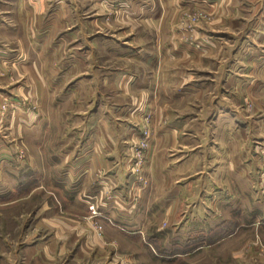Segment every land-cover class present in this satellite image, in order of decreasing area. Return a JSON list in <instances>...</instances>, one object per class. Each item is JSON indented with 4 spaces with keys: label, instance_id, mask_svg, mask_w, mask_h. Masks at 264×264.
<instances>
[{
    "label": "rangeland",
    "instance_id": "1",
    "mask_svg": "<svg viewBox=\"0 0 264 264\" xmlns=\"http://www.w3.org/2000/svg\"><path fill=\"white\" fill-rule=\"evenodd\" d=\"M4 1L0 11L8 15L6 21L17 26L14 33L19 34L6 29L4 47L0 43V264H264V81L224 80L231 59L238 60L243 53L240 45L252 27L251 11L256 3ZM30 11H35V37L32 45L20 47L19 43L32 41L24 29L29 28ZM25 64L30 65L31 73L47 79L50 105L57 104V94L63 93L65 112L79 111L85 116L96 112L95 116L103 117V111L111 109L110 119L118 117L116 121L122 123L119 133L128 137L124 147L117 144L125 157L130 189L127 203L133 208L114 215L103 210L114 205L119 194L116 185L99 173H90V184L98 193L88 198L86 213L72 209L71 203L64 204L72 197L57 190L42 188L30 194L27 180L16 187L21 178H13V171L27 174L37 165L45 172L53 164L44 159L28 160L29 153L40 151L18 137L16 125L8 122L11 116H26L45 101L35 98ZM141 76L149 80L150 87L139 90L131 86L136 99H124L127 81L131 78L132 84ZM173 77L181 92L180 114L198 117L197 138L244 139L241 153L246 176L235 184L242 193H231L236 179L209 173L208 178H198L193 188H182L180 194H173L166 183L153 184V159L158 153L156 122L169 104L160 93L162 81L170 83ZM189 83L196 87L192 96L187 92ZM225 90L231 93L227 96ZM219 100L223 103L218 104ZM121 106L130 108L115 114V107ZM225 107L242 112L237 130H228L231 126L225 127V119L215 116ZM62 117L65 115L54 112L51 122L59 123ZM79 123L81 130L94 132L96 124L88 120ZM110 127L106 123L96 129L102 143L96 148H109L102 141L105 132L106 136L112 132ZM73 129L71 125L54 129L51 136L60 139L59 133L67 132L69 137ZM92 135L91 142L95 139ZM220 145L204 147L202 158L208 159L211 170L221 162L224 150H220L225 146ZM89 148L90 144L79 147L80 151ZM61 149L56 147L58 152ZM230 197L241 201L238 208L226 204ZM189 201L195 203L194 209L189 210ZM47 203L50 208H45ZM92 204L95 212L90 209ZM184 213L189 220H182ZM45 216L53 220L46 222ZM116 217H126L128 223L119 224ZM51 241L55 252L49 259L41 248ZM185 250L192 251L172 257L173 252Z\"/></svg>",
    "mask_w": 264,
    "mask_h": 264
},
{
    "label": "crops",
    "instance_id": "2",
    "mask_svg": "<svg viewBox=\"0 0 264 264\" xmlns=\"http://www.w3.org/2000/svg\"><path fill=\"white\" fill-rule=\"evenodd\" d=\"M211 1L219 2L222 0ZM253 1L256 3L254 5V9L251 11L253 14L251 18H254V20L251 24L252 27L249 33H246L242 38V43L240 46L242 47L241 50L243 51V53L239 54L238 60L231 59L228 67L230 66V64L232 65V67L230 69H227V73H224L226 75L224 79L225 81L229 80L231 77H234V79L237 81L253 82L258 78V80L264 81V0ZM0 4H6V1L0 0ZM34 12L35 11H32V13L31 11L27 12V18L30 19V25H27L29 27L28 29L24 27V29L26 30V34H30L32 36V38H28L32 41H24V45L23 43H19L20 47H26L25 45L27 43L31 45L33 44V40L35 37L34 31L36 30L35 21H32L35 18ZM16 14L18 18H21L20 13ZM7 16L5 13L0 11V39H3V43L1 42V40L0 43L2 46L3 44H5L4 37L5 33L7 32L6 29L9 30L8 32H11L12 29L14 35L19 34L18 32L14 33L17 29V26L10 23L8 24V22L6 21ZM216 44V42L214 44L212 43V46ZM29 67V64L23 65V69L28 75V81L31 82V89L34 91L35 98L40 97L45 99V101H43L44 104L42 102V106L33 111H28L26 116L19 118H13L11 116V119H9L10 121L8 122L16 125V132L18 133V137H21L25 140L27 139L30 145H33L36 150L40 151L41 154L29 153L28 160L36 162L40 160L42 162L44 159L45 161L53 162V164H49V169L45 172L39 170V167L37 165L35 167H32L33 170H29L27 174L24 172L15 173V171H13V178H21V181L20 179L19 181L17 180L16 187H22V185L26 183L24 180H27V183H30L31 185L28 192L30 194L42 188H45L47 192L51 190H57L59 194H64L66 196L69 195L70 197H72L71 201H68L67 203L64 202V204L71 203V205H69L72 206V209L79 210V213H86V202H90L88 198H92L96 193H98L96 190H94L92 184H90L89 179L92 174L99 173L101 177L104 175V178L110 179L114 183V185H116L117 190H115V193L119 194H116L118 197H115L113 199L115 204H112L108 208H104L103 210L106 212L109 211V214L114 215L118 210L126 211L129 208H133L131 206H128L127 203V201H129L127 192H129L130 189L128 188L129 185L127 186L128 176H126L127 172L124 166L125 157L122 152L119 151L120 145L122 144V147H124L128 137H122V133H119L120 131L122 132V123L116 121L118 117L116 116V119L114 121L110 119V114L113 112L111 111V109L103 111V117L100 115L95 116L96 112H92V114H89L87 116H85V114L83 115L82 113H78L79 111L65 112L64 107L66 106L61 105L63 102L61 99H63L62 97H64L63 93L57 94L56 98H60V101H56L57 104L50 105L51 101L49 98H51V93L50 89L47 88V79H40L39 76L36 75V73H31V69H29ZM130 80L131 78L127 81L128 87L126 86L127 90L123 92L125 94L122 95V97H124V99H131L132 101H134V99H136V96L132 95L131 86L136 89L142 90L150 87L148 86L149 80L142 76L139 79H136L132 84ZM172 81L170 83H166L165 80L162 81V89L160 93H162L163 99H167L169 101V104L164 107L162 114H160L161 112L159 113V120L156 122L157 132L155 135V141L158 153H156V156L153 159L155 162V176L153 184L162 185L163 183H166L165 185L172 187L173 194H180L182 188H193L192 184H196L198 178H208L210 174L214 175L216 178L221 177L236 179V182L233 183L230 188L231 193H242L241 187L235 184L238 182L237 179L240 178L243 180V178L246 176L244 167L242 166L244 155H242L243 153H241L244 149V139H240L237 136H229L224 140H204L197 138L198 117H191V115H187V117H185L180 114L179 110L181 107V92L178 89V80L174 79L173 77ZM166 85H168L167 89H165ZM20 87L21 85H19V89L17 90L20 91ZM129 87L131 88L130 90ZM187 88V92L190 94L189 96L195 94V84L193 85L192 83H189ZM224 93L228 96L231 92L225 90ZM221 100H219L218 104L222 102ZM129 108V106L128 108L127 106L115 107V114H117L118 110L119 112H122L123 110ZM219 111L217 113L218 115L215 116H218L217 118L219 119H225V127L231 126L228 128V130H237V124H241L240 119L242 118V112H240L239 110H233L229 107H225ZM54 112L59 113L60 115H65V117H62L59 123H52L50 116ZM221 112H226L229 114L226 115ZM97 114H100V111H97ZM161 116L162 118H160ZM163 118H167V120H164V122ZM81 120H88L89 122L96 124V126H94L93 128L94 132L91 131L87 133L85 129L81 130V126L79 123V121ZM76 123H78V125ZM106 123L112 126L110 127V130L113 132V134L112 132H108V136H106L105 132V137L103 138L102 142L106 145H109V148L100 150L96 148L99 146L101 147L102 145V143L100 142L101 137L98 136L100 132L96 129L102 128V126H106ZM70 125L75 128L73 129L74 133H72L71 136L68 137L67 132L65 134L63 132L59 133L61 136L60 139H55L53 138V136H51L54 133V129L55 131H59L63 128H66V126L69 127ZM114 125L116 127L118 125L119 127L115 128ZM113 127L115 129H112ZM43 131L45 133L44 136H42ZM93 133L95 139L91 142ZM219 142L222 144V146H225L224 149L220 150L221 152L224 150V152L221 153V162L218 161L213 170H211L213 166L211 165V168L207 167L209 166L207 163L208 159L203 160L202 153L205 151L204 147H206L207 145L217 147L218 145H220ZM117 143H119L120 145L118 146ZM82 144L83 146H85L86 144H90L91 148L85 151H80L79 147ZM56 147L62 148L61 151H56ZM75 148L78 149L76 150ZM211 161L215 162L212 159ZM3 175H6V173H3ZM182 179L185 180L183 183L181 181ZM144 193L147 194L148 189ZM187 204H189V210L190 208L194 209L195 203L189 201L187 202ZM226 204L235 205V207L238 208L237 206L241 204V201H239L237 197H230L229 199L226 198ZM241 206L243 207V205ZM146 207L147 205H145V209ZM45 208H50L48 203L45 204ZM116 218L115 219L119 224L125 225L128 223V219L126 217ZM44 219L46 220V222H50V220H53L52 218H48L46 216ZM182 220H189L187 213H184ZM173 223L176 224V222ZM181 223L182 222H180L179 225H181ZM185 224L188 223L186 222ZM52 242L53 241L45 244L44 247L41 248L44 257L49 259H51L52 255L55 252V246ZM191 251L192 250H185L183 253L182 251H176L173 252L172 257H180L182 254L186 255Z\"/></svg>",
    "mask_w": 264,
    "mask_h": 264
},
{
    "label": "built area",
    "instance_id": "3",
    "mask_svg": "<svg viewBox=\"0 0 264 264\" xmlns=\"http://www.w3.org/2000/svg\"><path fill=\"white\" fill-rule=\"evenodd\" d=\"M90 209H92V212H95V207H94V205L92 204V205H90Z\"/></svg>",
    "mask_w": 264,
    "mask_h": 264
}]
</instances>
